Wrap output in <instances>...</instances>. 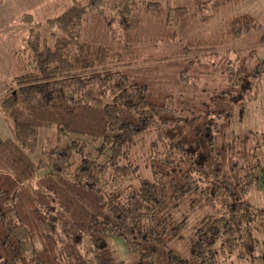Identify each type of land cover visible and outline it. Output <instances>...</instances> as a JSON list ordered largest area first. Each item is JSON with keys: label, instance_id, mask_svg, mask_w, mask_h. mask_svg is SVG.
I'll return each instance as SVG.
<instances>
[{"label": "trees", "instance_id": "trees-1", "mask_svg": "<svg viewBox=\"0 0 264 264\" xmlns=\"http://www.w3.org/2000/svg\"><path fill=\"white\" fill-rule=\"evenodd\" d=\"M243 1L55 0L44 22L23 14L33 26L0 97L13 132L0 131V264H124L112 238L130 264H223L250 252L259 211L248 195L264 153L227 156L241 142L218 143L232 111L191 112L145 69L177 60L179 78L194 81L209 51L264 28L244 12L219 42L197 30ZM249 44L224 69L234 105L264 75ZM138 65L142 81L131 77ZM196 209L206 214L186 259L177 243Z\"/></svg>", "mask_w": 264, "mask_h": 264}, {"label": "rangeland", "instance_id": "rangeland-1", "mask_svg": "<svg viewBox=\"0 0 264 264\" xmlns=\"http://www.w3.org/2000/svg\"><path fill=\"white\" fill-rule=\"evenodd\" d=\"M54 1L0 0V97L9 91V80L15 73V68L13 67L14 50L17 45H20L22 38L24 39L28 36L33 26L30 19L27 20L26 17H23V14L31 13L34 20L36 17L38 22H44L49 11L52 13L56 11V8L54 9ZM244 12L251 13L264 26V0H244L230 8L223 9L217 19L199 24L197 30L200 29L203 33L214 34L212 38H216V42H219L225 38L224 31L226 30V26H228L227 19L229 20V16ZM246 43H251L248 47H252V45L256 47L257 53L264 63L263 28L260 32L258 31L255 34L251 33L249 36H243L241 39H232V41L222 47L223 49L209 51L201 59L200 64H196V70L191 73L194 81H185L179 78L178 71L182 68V64L180 63L181 61L179 62L177 60L155 63L145 69L150 73L149 77L153 79L156 78V75L153 74H162L161 89L176 95L175 98H177V101L183 102L184 107H187L191 112L195 111L196 114H202V112L221 110V108L230 109L232 111L230 123L225 124L224 132L218 138V143H223V141L228 140V142L235 146L237 144L236 140H240L241 142L236 145L234 150L229 152L231 155L227 156L239 157L242 154H250L248 158L251 160V155L256 154L259 157V153H264V75L259 80L257 86L252 89L251 94L248 95V99L245 100L243 105L231 104L225 97V94L233 92L236 88L229 83L224 69L229 65V59L235 57L234 49L238 48V45H246ZM143 66L138 65L135 69H132L130 71L131 77L142 81L143 79L141 77L146 75L143 72ZM179 94L183 95L184 101L180 96H177ZM220 96H222V99H217ZM0 131L5 137H10L13 134L10 122L3 116L1 111ZM259 145L261 148L258 147ZM251 147L252 150L250 153ZM261 165L257 183L255 181L253 191L248 195L259 211L258 219L254 225L250 252L248 253L244 248H240L243 249V252L246 251L245 257L243 258L238 256V251L230 256L228 254L221 256L219 262L223 264L262 263V256L264 255V162ZM185 209L186 206L183 210L185 211ZM186 214L187 223L184 228L185 235L182 241L180 240L177 243V248L182 252L183 257L188 259L189 255L187 251L194 225L206 214V209L187 211ZM110 241L116 256L124 264H130L133 256L129 252L124 240L112 238Z\"/></svg>", "mask_w": 264, "mask_h": 264}]
</instances>
